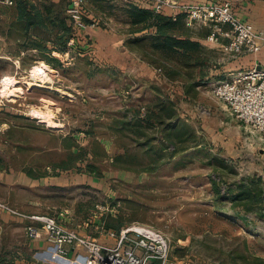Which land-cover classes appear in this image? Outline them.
Here are the masks:
<instances>
[{
    "label": "rangeland",
    "instance_id": "374dc122",
    "mask_svg": "<svg viewBox=\"0 0 264 264\" xmlns=\"http://www.w3.org/2000/svg\"><path fill=\"white\" fill-rule=\"evenodd\" d=\"M127 4L84 0L86 26L71 31L62 50L47 51L31 47L14 0H0V172L99 177L93 185L0 182V264L67 261L50 256L47 243L34 248L27 221L2 204L64 216L92 236L134 221L152 225L168 238L167 264H264V212L228 198L242 180L264 186V137L212 94L229 77L220 50L202 43L184 66L179 54L152 46L154 27L130 23ZM193 26L200 37L210 29ZM39 60L50 65L35 67L41 76L33 73ZM166 71L178 80L200 77L187 83L193 96H170ZM146 112L150 124L137 120ZM38 194L43 201H27Z\"/></svg>",
    "mask_w": 264,
    "mask_h": 264
},
{
    "label": "built area",
    "instance_id": "2783aa9c",
    "mask_svg": "<svg viewBox=\"0 0 264 264\" xmlns=\"http://www.w3.org/2000/svg\"><path fill=\"white\" fill-rule=\"evenodd\" d=\"M83 2L84 0H69L66 6L72 34L86 26L83 20ZM129 2L173 19L178 13H183L184 22L188 26H209L211 30L207 39L218 41L219 36L227 37L222 50L230 55L255 53L264 47V28L255 29L250 21L240 18L231 0ZM222 25L227 27L222 29ZM69 38V41L73 40L71 35ZM211 92L237 119L264 137V66H252L232 72L228 78L218 80ZM2 206L27 221V237L41 238L51 245L50 256L61 257L75 264H167L170 253L168 238L152 225L134 221L123 224L118 229L103 228L99 236H92L67 225L59 215L49 212L25 213L7 204ZM87 224L86 221L85 225Z\"/></svg>",
    "mask_w": 264,
    "mask_h": 264
},
{
    "label": "trees",
    "instance_id": "16d2710c",
    "mask_svg": "<svg viewBox=\"0 0 264 264\" xmlns=\"http://www.w3.org/2000/svg\"><path fill=\"white\" fill-rule=\"evenodd\" d=\"M125 6L132 25H141L139 30L150 27L155 28L152 46L168 54H179L183 58L184 63L182 64L184 66L192 63L190 61L195 58L200 43L190 38L189 27L184 22L183 13H178L173 19L171 16L155 13L149 8L135 4ZM13 8V17L21 22L25 35L34 37L31 47H40L41 50L47 51L50 49L62 50L65 47L71 35V24L65 10L66 5L61 0H14ZM45 41L51 42V47L44 44ZM196 60H198L197 57ZM196 60L193 63L198 62ZM166 76L171 77L170 71H166ZM137 120L142 124L143 122L150 124L152 123V115L146 112L143 117H139ZM88 172H91V169H88ZM28 174L32 177L45 175ZM212 183L217 193L222 196L223 194L215 186L214 180ZM228 193H230L228 198L233 203L240 204L244 210H252L256 206L264 212V186L258 187L255 184L251 186L250 182L242 180L238 183L235 191H228ZM263 215L261 212L258 217Z\"/></svg>",
    "mask_w": 264,
    "mask_h": 264
},
{
    "label": "crops",
    "instance_id": "0c3cea01",
    "mask_svg": "<svg viewBox=\"0 0 264 264\" xmlns=\"http://www.w3.org/2000/svg\"><path fill=\"white\" fill-rule=\"evenodd\" d=\"M188 1L196 2V1H203V0H188ZM231 2H232V6H233L235 12L237 13V15L240 18H243V19L250 21L253 24L255 29H263L264 28V0H231ZM188 27L190 28L188 30L190 32L189 36L191 39L197 40L200 43V45L203 43V45H206V47L212 48L213 51H214V49L220 50V53L222 55L220 57V59H222V60H220V62H219L221 64L220 68H222V70L228 71L229 74L232 72H235L237 69H248L252 66H264V47H262L261 50H259L258 52H255V53H241L239 55H229L222 50V44L227 41V37L219 36L218 41H211V40L207 39V35L209 34L211 28L208 29L206 36L200 37V33H197L196 30H192L191 27H194L193 25L188 26ZM226 27H227L226 25H222V29H225ZM200 45H199V49H200ZM40 64H41V66L42 65L43 66L44 65L50 66L48 63H46L42 60H39V61H37L36 65H34L33 69L35 67L40 66ZM33 71H37L38 74H41L39 72L40 70L38 68H35V70H33ZM11 76H13V72H12ZM166 79L170 82V84L168 85V88L170 91L169 92L170 96H173V94L179 93L182 97L190 98L191 96H193V94H191L188 91V90H190L188 88H192L193 84L188 86L187 83H189V84H190V82L194 83V81L199 80L200 77H196L192 80L191 79L186 80L185 78L182 77L180 80H178V79H175L174 77L166 76ZM198 85H199V83L195 84V87H198ZM32 109H39V108H32ZM39 110H42V109H39ZM28 115L32 118H36V117L31 116L29 114V112H28ZM42 120H44L46 122V125L49 127L60 125V123L58 124V122L57 123H51L45 119H42ZM64 168H67V167H64ZM14 176H15L14 174L7 172V171L5 173L0 172V182H2L3 184L11 185V186L15 183H19L21 186H24L25 188H31V187H40V186L53 187V186H58V185H70L72 183H83V181H80L82 178L87 179V183L90 185H93L91 183L92 178H95V179L99 178V177L88 175L85 173H79V174L76 173L75 174L76 180L75 181L72 180L73 182L72 181L69 182V180L67 178H65V176L61 173L54 174V175H46L45 174V175L38 176V177H32L30 175L24 174L22 177H17L18 179L14 178ZM19 178H21V179H19ZM44 179H46V180H44ZM95 182H96V180L93 181V183H95ZM43 200H44V198L41 194L36 195V197L34 199L27 198L28 202L29 201L40 202ZM34 211L35 212H48V211L39 210V209H36ZM62 218L66 219V217L64 218V216ZM26 237H27V235H26ZM31 240H34V242L31 243L34 248L42 247L45 243H47L44 239H41V238L40 239H37V238L33 239L32 238ZM47 245L51 247V245H49L48 243H47ZM58 264H70V263H68L67 261L66 262L60 261V262H58Z\"/></svg>",
    "mask_w": 264,
    "mask_h": 264
},
{
    "label": "bare ground",
    "instance_id": "6f19581e",
    "mask_svg": "<svg viewBox=\"0 0 264 264\" xmlns=\"http://www.w3.org/2000/svg\"><path fill=\"white\" fill-rule=\"evenodd\" d=\"M43 70V69H42ZM41 73V71H39ZM34 74H36L37 76H41V74H38L37 71L33 72ZM34 114H36L37 116H43L44 114L41 113L40 111H32Z\"/></svg>",
    "mask_w": 264,
    "mask_h": 264
}]
</instances>
